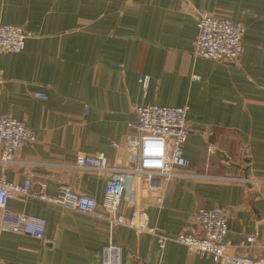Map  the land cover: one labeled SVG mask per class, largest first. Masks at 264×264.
Returning <instances> with one entry per match:
<instances>
[{
    "label": "crops",
    "instance_id": "crops-1",
    "mask_svg": "<svg viewBox=\"0 0 264 264\" xmlns=\"http://www.w3.org/2000/svg\"><path fill=\"white\" fill-rule=\"evenodd\" d=\"M200 12L244 24L236 61L194 55ZM0 23L29 33L21 52L0 55V113L37 134L16 162L0 164V177L31 178L35 190L46 183L51 196L68 185L101 203L111 172L76 167L77 155L124 159L137 106L188 105L183 171L190 175L166 181L158 197L143 196L151 224L168 235L198 231L196 211L220 206L230 252L264 255L238 246L252 234L264 244V0H0ZM141 74L150 77L146 88ZM8 206L47 226L43 239L0 229V264H103L110 241L123 246L121 264H223L176 241L162 248L156 236L126 226L111 231L104 220L36 197ZM134 209L121 203L125 215Z\"/></svg>",
    "mask_w": 264,
    "mask_h": 264
},
{
    "label": "built area",
    "instance_id": "built-area-1",
    "mask_svg": "<svg viewBox=\"0 0 264 264\" xmlns=\"http://www.w3.org/2000/svg\"><path fill=\"white\" fill-rule=\"evenodd\" d=\"M197 27L198 34L193 49L195 56L234 62L242 55L245 32L242 22L228 15L200 12ZM28 36L23 25L0 23V55L21 52ZM2 75L0 61V83ZM194 78L199 79V76ZM149 80L148 75L139 76V82L144 88L148 86ZM36 95L47 97L41 93ZM188 111V105L177 107L151 103L137 106V118L128 124L127 142L123 148L126 152L124 159L118 158L110 162L103 151L77 155L74 162L76 167L111 172L101 203L91 195L78 193L68 185H61L58 194L51 196L46 193V183L35 190L31 178L23 183H16L1 176L0 229L43 239L47 226L44 217L8 206L11 199L36 197L104 220L111 231L118 226H126L138 233L152 234L157 237L162 248L172 240L186 245L190 251L212 256L215 261L223 264H264V255L253 258L247 254L230 252L233 245L227 240L229 223L223 207H200L194 215L198 231L168 235L151 224L147 209L141 203L143 196L150 194L158 197L162 195L166 181L190 175L183 171L189 166L185 155V144L190 135ZM36 140V131L25 121L0 113V164L7 166L16 162L18 150ZM115 145L119 148V144ZM216 148L215 144L209 145L212 152ZM245 181L250 179L245 178ZM124 200L133 202L136 207L131 215L120 212ZM238 246L264 250V244L256 234L248 235ZM123 250L122 245L110 241L102 248V263L121 264Z\"/></svg>",
    "mask_w": 264,
    "mask_h": 264
},
{
    "label": "water",
    "instance_id": "water-1",
    "mask_svg": "<svg viewBox=\"0 0 264 264\" xmlns=\"http://www.w3.org/2000/svg\"><path fill=\"white\" fill-rule=\"evenodd\" d=\"M244 153H243V155L245 156V157H247L248 156V152L247 151H243ZM249 184H251V183H249Z\"/></svg>",
    "mask_w": 264,
    "mask_h": 264
}]
</instances>
